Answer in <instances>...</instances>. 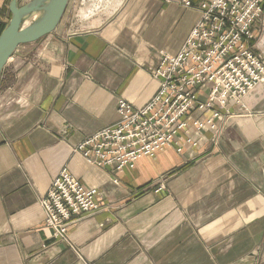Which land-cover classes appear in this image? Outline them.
<instances>
[{
    "label": "crops",
    "instance_id": "crops-1",
    "mask_svg": "<svg viewBox=\"0 0 264 264\" xmlns=\"http://www.w3.org/2000/svg\"><path fill=\"white\" fill-rule=\"evenodd\" d=\"M199 1L112 0L91 17L78 1L16 49L0 75V264H264V80L179 153L117 172L73 151L117 121V99L147 103L160 52H178ZM252 30L264 58V19ZM63 167L101 205L69 243L52 238L39 204Z\"/></svg>",
    "mask_w": 264,
    "mask_h": 264
},
{
    "label": "built area",
    "instance_id": "built-area-1",
    "mask_svg": "<svg viewBox=\"0 0 264 264\" xmlns=\"http://www.w3.org/2000/svg\"><path fill=\"white\" fill-rule=\"evenodd\" d=\"M198 9L178 52H160L152 70L158 87L147 103L134 107L117 99V121L84 137L74 152L122 172L165 148L179 153L197 146L204 132L233 115L230 105L244 109V97L264 80V58L251 45L252 27L264 19V0H200ZM98 195L63 167L39 199L44 227L69 243V228L101 209Z\"/></svg>",
    "mask_w": 264,
    "mask_h": 264
},
{
    "label": "water",
    "instance_id": "water-1",
    "mask_svg": "<svg viewBox=\"0 0 264 264\" xmlns=\"http://www.w3.org/2000/svg\"><path fill=\"white\" fill-rule=\"evenodd\" d=\"M68 0H10V18L0 32V75L16 49L23 44L39 40L50 34L59 24ZM36 11L41 12L37 19L24 26V18Z\"/></svg>",
    "mask_w": 264,
    "mask_h": 264
},
{
    "label": "rangeland",
    "instance_id": "rangeland-1",
    "mask_svg": "<svg viewBox=\"0 0 264 264\" xmlns=\"http://www.w3.org/2000/svg\"><path fill=\"white\" fill-rule=\"evenodd\" d=\"M29 0H21V4L22 3H26L28 2ZM78 1H84L85 3H88V4H85L86 9L84 11V15L88 16V17H91L92 15L96 14V13H100L101 11H104L107 7L108 4H110L112 0H68V3H67V6H66V9L64 11V14L62 16V18L64 17V15L66 16L68 14V12H72L74 13V7H80V5L78 4ZM82 6V5H81ZM10 18V13L8 11H6L4 14H1L0 15V19L2 20V23L0 24V29L1 27L4 28L5 24L7 23V21L9 20ZM61 18V19H62ZM198 20V19H197ZM196 20V21H197ZM61 21V20H60ZM60 23V22H59ZM196 23V22H195ZM194 26V25H193ZM254 26V25H253ZM253 28V27H252ZM192 29V28H191ZM253 32V30H252ZM41 39V38H40ZM38 41V40H37ZM33 43V42H32ZM30 44V43H28ZM23 45H27V44H23ZM251 45H252V41H251ZM21 46V45H20ZM253 46V45H252ZM255 51V50H254ZM256 52V51H255ZM258 53V52H256ZM261 54V53H259ZM262 55V54H261ZM13 56V55H12ZM12 58V57H11ZM9 58V60L11 59ZM9 60L7 61V63L9 62ZM6 63V64H7ZM6 66V65H5ZM4 70V69H3ZM153 96V95H152ZM156 156V155H155ZM154 156V157H155ZM150 158V157H149ZM135 165V164H134ZM97 167V166H96ZM76 178V177H75ZM77 179V178H76ZM78 180V179H77ZM79 181V180H78ZM80 182V181H79ZM81 183V182H80ZM84 185V184H83ZM164 188V187H163ZM48 190V189H47ZM47 192V191H46ZM94 214V213H93ZM90 216V215H89ZM44 223V222H43ZM69 235V234H68ZM51 236H52V233H51ZM69 237V236H68ZM53 239L57 240V241H62L61 239H58V238H55L52 236ZM65 243H68L66 241H63Z\"/></svg>",
    "mask_w": 264,
    "mask_h": 264
},
{
    "label": "bare ground",
    "instance_id": "bare-ground-1",
    "mask_svg": "<svg viewBox=\"0 0 264 264\" xmlns=\"http://www.w3.org/2000/svg\"><path fill=\"white\" fill-rule=\"evenodd\" d=\"M41 14V12L36 11L28 16H26L24 18V26H27L31 21H33L34 19H37L39 17V15ZM2 28V27H1Z\"/></svg>",
    "mask_w": 264,
    "mask_h": 264
},
{
    "label": "trees",
    "instance_id": "trees-1",
    "mask_svg": "<svg viewBox=\"0 0 264 264\" xmlns=\"http://www.w3.org/2000/svg\"><path fill=\"white\" fill-rule=\"evenodd\" d=\"M3 27L0 29V32L2 31Z\"/></svg>",
    "mask_w": 264,
    "mask_h": 264
}]
</instances>
